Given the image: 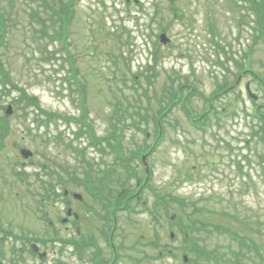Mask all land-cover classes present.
<instances>
[{
	"label": "rangeland",
	"instance_id": "rangeland-1",
	"mask_svg": "<svg viewBox=\"0 0 264 264\" xmlns=\"http://www.w3.org/2000/svg\"><path fill=\"white\" fill-rule=\"evenodd\" d=\"M40 3L0 0V15L5 20L4 46L0 45L5 75L0 73V117L3 119L8 106L13 111L4 121L8 132L2 129L6 135L0 143L13 158L11 164H33L34 192L40 189L36 176L47 180L74 176L69 190L83 196L76 211L87 219L94 217L89 213L91 208H97L88 191L103 194L106 187L113 197L122 187H136L137 179L132 174L137 171L144 182L148 179L147 184L156 194L186 200L185 208L173 202L180 214L188 212L184 215L190 218V212L204 208L203 213H194L195 217L207 224L229 225L240 237L256 242L263 257L260 259L249 244L241 246L228 234L201 231L194 234L198 245L212 252V259L201 264H263L264 138L252 140L251 132L258 128L262 131L253 114L257 106L264 105V37L257 39V26L248 25L249 11L236 8L231 0H175L179 11L170 8V0H76L71 5L64 45V41L58 42L59 26L46 22L42 29L38 23L39 15L50 14ZM2 31L0 25V36ZM162 33L171 40L167 46L159 43ZM250 46L248 61L244 54ZM227 54L235 55L257 77L239 72L241 66L226 60ZM218 60L224 62L225 68ZM238 78L240 82L236 83ZM4 81L8 85L4 86ZM248 85L254 98L247 91ZM219 89L225 91L216 93ZM178 92H182L181 100L163 116L170 93L172 96ZM189 92L192 94L187 106L194 116L204 115L210 110V100L222 93L213 101V109L201 117L204 131L196 129L182 110L180 101ZM25 97L34 99L37 108L29 101L20 105ZM162 119L165 139L163 136L161 146L157 144L153 153L145 157L146 175L136 156L152 146L155 120ZM91 129L98 143L107 142L89 144L86 131ZM17 148L30 151L33 157L20 159ZM3 154L0 153V165L9 163ZM40 163L46 165L49 177L38 166ZM0 186L3 187L1 180ZM13 186L27 187L19 183ZM142 192L141 203H145L147 212L143 206L131 204L137 212L131 219L136 227L128 223L127 213L119 214L115 243L135 248L121 251L132 259L125 264H189L183 262L184 255L177 248L188 250L189 246L181 245L180 236L170 239L162 211L153 208V193L147 189ZM56 204L55 208L44 205L53 220L65 216L61 202ZM2 205L0 200V208ZM34 206L40 207L36 202ZM154 210L161 217V225L156 227L150 213ZM210 211L225 215L217 220ZM36 214L41 221L43 212ZM226 215H234L237 221ZM20 217L15 226L25 239H45L55 233L37 221L27 225L31 221L26 223ZM57 229L64 241L82 239L75 238L74 229L65 231L62 225ZM91 229L97 236L89 238L106 251L102 221H94ZM140 237L143 243L155 239L158 249L142 246ZM165 244L173 254L160 257ZM48 245L47 250H60L57 243ZM67 247L65 256L53 257L54 262L79 264L82 258V264H89L91 246L84 252ZM78 252H82L79 258Z\"/></svg>",
	"mask_w": 264,
	"mask_h": 264
},
{
	"label": "trees",
	"instance_id": "trees-1",
	"mask_svg": "<svg viewBox=\"0 0 264 264\" xmlns=\"http://www.w3.org/2000/svg\"><path fill=\"white\" fill-rule=\"evenodd\" d=\"M41 1V5L45 6V13H47L48 11H50L49 16L43 17L41 15H39L40 17H38V22L42 25V23H46V22H51L52 26L56 25V26H60L62 25L64 22H69L71 17H72V7L71 5H73L75 3L76 0H40ZM170 6L171 9L174 11H179L180 7L176 6L175 4V0H170ZM244 2L247 3V7L249 8H253V14L255 15L254 17L256 19L253 20V23L256 24L257 28H255L256 30V38L257 39H262L264 37V0H261V2L257 1V0H242ZM66 3V5H65ZM235 5H238L237 3H235ZM70 6V7H69ZM43 21V22H42ZM43 27V26H42ZM3 44V40L2 42H0V45ZM231 56V55H230ZM232 60L233 57L231 58ZM225 65H223L222 67H224ZM243 66V65H242ZM224 92L225 90L221 89L218 92ZM221 93V94H222ZM178 95V93H177ZM175 99V98H174ZM32 102L34 103L33 99H28L27 97H25L24 99H22L20 102H25L27 104V102ZM258 115L259 113L261 114V119L262 121H264V106H260L258 107V111H257ZM253 137L256 138H264V128L262 131H258L252 134ZM249 144V143H248ZM249 146V145H248ZM137 191V190H135ZM134 191V192H135ZM133 191L130 192L129 190H127V195H125L123 198H117L115 197L114 199V211H118L119 207L125 206L124 210L128 211L130 209V200L128 199V197L132 196L131 194L134 193ZM166 195H164L161 198V201L163 202V206H164V213L167 216V218H169L171 215H176L177 219L175 221V223L173 224V226L175 228H177L178 232L184 236V238L186 239V241L188 240L187 238L190 237L189 242L187 243V245L189 246L188 250H184L183 253L187 254L190 256V264H201L202 261H210L212 259V252L207 251L205 248L200 247L198 245V241L197 238L192 237V235L194 233L199 234L201 231H204L208 234H212L214 232L219 233L221 235H226L228 234L231 237H234L237 241H239L241 246H246V244H249V246L252 248V250L254 252H256L259 255L260 259H263L262 255H261V248L258 246V244L254 241H249V239L247 237H240L238 235L237 232L232 230V227H230L229 225L227 226H223V225H218V224H213V223H204L203 221H201L199 218L195 217L194 213H189L190 214V218L184 214H188L183 212V215L180 214L181 211H177L174 210V206L170 203L167 202ZM159 198V197H158ZM185 202L183 203V205L181 204L182 208H184ZM154 207H156V204L154 205ZM153 207V208H154ZM174 210V211H173ZM182 210V209H181ZM204 208L200 209V210H196L197 213H203L204 212ZM173 211V212H172ZM177 212V213H175ZM195 212V213H196ZM212 216H214L215 219H219V216H223L225 215L223 212H217V211H210ZM229 217V219L237 221L236 217L233 215H226ZM239 224H243L245 226V228L249 229V230H254L250 224L248 223H244L241 222ZM207 227L209 229H207ZM256 228H258L256 226ZM237 257V254H236ZM264 264V262H263Z\"/></svg>",
	"mask_w": 264,
	"mask_h": 264
},
{
	"label": "flooded vegetation",
	"instance_id": "flooded-vegetation-1",
	"mask_svg": "<svg viewBox=\"0 0 264 264\" xmlns=\"http://www.w3.org/2000/svg\"><path fill=\"white\" fill-rule=\"evenodd\" d=\"M2 243H0V264H23L24 260L18 259V249L21 252H25L24 246H19L17 237L14 238L12 234L5 233L4 236L0 238ZM27 254H23L25 257Z\"/></svg>",
	"mask_w": 264,
	"mask_h": 264
},
{
	"label": "water",
	"instance_id": "water-1",
	"mask_svg": "<svg viewBox=\"0 0 264 264\" xmlns=\"http://www.w3.org/2000/svg\"><path fill=\"white\" fill-rule=\"evenodd\" d=\"M161 41H162V43H164V44H166V43L168 42V40L166 39L165 36H162V37H161Z\"/></svg>",
	"mask_w": 264,
	"mask_h": 264
}]
</instances>
